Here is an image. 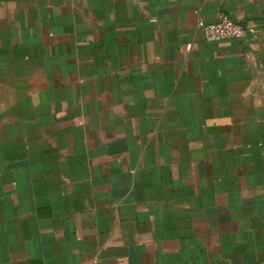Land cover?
<instances>
[{
    "label": "crops",
    "instance_id": "1",
    "mask_svg": "<svg viewBox=\"0 0 264 264\" xmlns=\"http://www.w3.org/2000/svg\"><path fill=\"white\" fill-rule=\"evenodd\" d=\"M0 264H264V0H0Z\"/></svg>",
    "mask_w": 264,
    "mask_h": 264
},
{
    "label": "built area",
    "instance_id": "2",
    "mask_svg": "<svg viewBox=\"0 0 264 264\" xmlns=\"http://www.w3.org/2000/svg\"><path fill=\"white\" fill-rule=\"evenodd\" d=\"M197 26L202 30L204 40L210 42L225 39L241 40L249 37L253 38L257 34L254 24L241 22L227 15H222L213 22L199 20Z\"/></svg>",
    "mask_w": 264,
    "mask_h": 264
}]
</instances>
